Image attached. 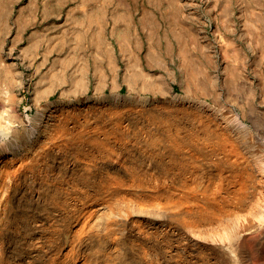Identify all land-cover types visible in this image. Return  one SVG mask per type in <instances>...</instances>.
Instances as JSON below:
<instances>
[{
  "label": "rangeland",
  "instance_id": "1",
  "mask_svg": "<svg viewBox=\"0 0 264 264\" xmlns=\"http://www.w3.org/2000/svg\"><path fill=\"white\" fill-rule=\"evenodd\" d=\"M116 3L130 18L126 30ZM100 4L111 8L105 12L108 22L98 25L102 14L94 7ZM188 56L195 67L187 72L181 66ZM157 82L182 98L161 97L152 91ZM199 85L207 94L199 93ZM86 97L90 100L84 103ZM42 106L43 120L32 131L30 121ZM165 109L193 114L183 121L189 126L193 119L199 136L205 134L202 122L212 119L227 136L233 131L231 136L244 135L252 148L242 152L241 146V160L255 174L244 183L236 180L221 151L188 155L190 192L199 194V202L213 203V209L192 211L186 225L173 219L165 235L174 244L160 247L168 255L161 264H264V0H0L3 147L16 138L22 154L30 155L45 141L50 147L57 136L102 153L105 145L94 146L97 140L105 143L102 136H129L112 144L125 143L143 161L139 167L150 170L151 186L171 188L167 177L151 167L150 156L158 149L132 138L166 134L163 123L151 117L157 111L163 116ZM236 120L243 124L238 132L233 130ZM28 136L34 137L27 141ZM108 151L111 157L100 164L106 162L111 173L121 162L125 172L130 155Z\"/></svg>",
  "mask_w": 264,
  "mask_h": 264
},
{
  "label": "bare ground",
  "instance_id": "2",
  "mask_svg": "<svg viewBox=\"0 0 264 264\" xmlns=\"http://www.w3.org/2000/svg\"><path fill=\"white\" fill-rule=\"evenodd\" d=\"M192 58L183 61L181 69L187 71V67H195ZM157 83L152 87L154 92L161 93V97L163 93L171 100L182 98L165 82ZM186 87L184 84L185 92ZM203 87L198 89L205 95L207 90ZM209 95L213 101L216 100L214 93ZM128 98L124 96V100ZM89 100L90 97H86L84 103ZM196 104L206 109L203 103L198 101ZM45 110L44 106L36 110L30 121L32 131L41 124ZM157 113L153 112L151 117H157L163 123L168 129L166 134L145 136V139L131 137L148 148L158 149L155 155L150 156L153 159L151 167L167 177L173 185L171 188L151 186L150 170L139 167L143 161L135 158L125 143V146L112 144L114 140L123 143V139L129 136H102L106 144L97 140L94 145L98 146L97 150L105 145L106 151L102 153L83 150L71 140L75 139L72 136L71 144L66 143L65 138L50 136V147L45 141L46 145L36 148L30 155L22 154L19 139L8 141L6 147L0 144V157L7 154L5 159L0 158V264H161L168 255L160 247L163 243L168 248L174 244L173 237L165 235L173 219H179L184 223L182 225H186L192 211L205 213L213 204L199 202L198 193L190 192L186 178L188 155L196 158L208 150L221 151L220 158L224 157L227 162L224 163L232 168L236 180L239 177L244 183L255 174L241 160L243 154L240 152L251 147L244 135L231 136L233 131L227 136L220 127L221 132L216 130L218 127L215 125L219 124L213 125L216 119H210L202 122L205 134L199 136L191 125L193 119L189 126H185L183 121L193 114L178 109L166 110L163 116ZM226 119L223 120L228 122ZM242 129L243 124L236 120L233 130L238 132ZM33 137L28 136L27 141ZM109 143L110 147L107 146ZM110 148L130 155L125 172L121 162L115 163L119 168L111 173L105 169L106 162L100 164V161L111 157ZM35 155L39 158L36 159ZM259 175L263 174L259 172ZM154 249L159 250L155 252Z\"/></svg>",
  "mask_w": 264,
  "mask_h": 264
},
{
  "label": "crops",
  "instance_id": "3",
  "mask_svg": "<svg viewBox=\"0 0 264 264\" xmlns=\"http://www.w3.org/2000/svg\"><path fill=\"white\" fill-rule=\"evenodd\" d=\"M102 2H104V1H102ZM116 5H117L116 9H117V12L119 14L118 15L119 16L118 20L120 19V20H122L124 22L122 24V28L124 27V30H126L127 29V20L129 21L130 18L128 19L126 14H125V11L122 10V3H116ZM94 8L97 9L98 13L102 14V15H98L102 19L100 20L99 18H97L95 23L99 25V24H101V21L108 22V18L109 17L106 14H107L108 9L111 8V5H109V4H100V5H96V7H94ZM105 12H106V14H105ZM146 91H148V90H146ZM155 92H158V91L155 90Z\"/></svg>",
  "mask_w": 264,
  "mask_h": 264
}]
</instances>
